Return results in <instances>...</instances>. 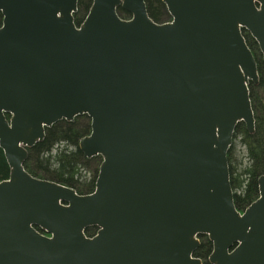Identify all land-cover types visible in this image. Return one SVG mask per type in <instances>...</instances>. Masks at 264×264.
<instances>
[{
	"label": "water",
	"instance_id": "95a60500",
	"mask_svg": "<svg viewBox=\"0 0 264 264\" xmlns=\"http://www.w3.org/2000/svg\"><path fill=\"white\" fill-rule=\"evenodd\" d=\"M79 2L0 0V264H203L202 236L209 264H264V176L240 212L228 160L237 126L255 132L243 31L264 60V0H162V24L146 0H93L77 24ZM81 116L102 157L86 195L24 168Z\"/></svg>",
	"mask_w": 264,
	"mask_h": 264
},
{
	"label": "trees",
	"instance_id": "16d2710c",
	"mask_svg": "<svg viewBox=\"0 0 264 264\" xmlns=\"http://www.w3.org/2000/svg\"><path fill=\"white\" fill-rule=\"evenodd\" d=\"M92 1L80 0L79 10L75 15L77 24H81L86 18ZM146 4L148 14L154 22L159 24L168 22L164 20L169 14L162 0H146ZM118 14L122 19H130V14L122 9L118 10ZM2 21L3 17L0 13V27ZM243 35L257 62L259 84H251L249 87L255 117V132L250 134L245 124H239L234 143L228 153L234 204L240 212L246 210L259 198L258 182L264 176V60L250 34L243 32ZM83 117L86 118L85 122L79 123ZM90 124V119L82 116L73 122H58L47 129L45 139L29 150V157L24 164L25 170L33 177L70 187L79 195L93 193L102 157L88 159L79 148L81 139L91 133ZM237 140L239 141L236 143ZM9 174V166L0 149V181L8 179ZM96 233L97 228L94 227L85 231L87 237H93ZM200 241L201 245L194 252V257L201 259L203 264H209L208 259L213 251V245L206 236L200 237Z\"/></svg>",
	"mask_w": 264,
	"mask_h": 264
},
{
	"label": "rangeland",
	"instance_id": "374dc122",
	"mask_svg": "<svg viewBox=\"0 0 264 264\" xmlns=\"http://www.w3.org/2000/svg\"><path fill=\"white\" fill-rule=\"evenodd\" d=\"M167 16H168V15H167ZM167 16L164 18V20H166V21H170V19H169L170 17H169V16L167 17ZM85 119H86V118L83 117V119H80V120H79V123H81V122H85ZM238 141H239V140H237L236 143H237ZM237 145H238V144H237ZM237 148H238V150H240L239 146H237ZM88 175L90 176V174H88Z\"/></svg>",
	"mask_w": 264,
	"mask_h": 264
},
{
	"label": "flooded vegetation",
	"instance_id": "af4514ba",
	"mask_svg": "<svg viewBox=\"0 0 264 264\" xmlns=\"http://www.w3.org/2000/svg\"><path fill=\"white\" fill-rule=\"evenodd\" d=\"M243 32H245V33H248L246 30H244ZM249 34V33H248ZM251 36V35H250ZM252 37V36H251ZM258 45V44H257Z\"/></svg>",
	"mask_w": 264,
	"mask_h": 264
}]
</instances>
